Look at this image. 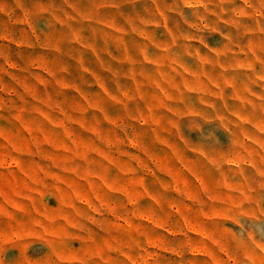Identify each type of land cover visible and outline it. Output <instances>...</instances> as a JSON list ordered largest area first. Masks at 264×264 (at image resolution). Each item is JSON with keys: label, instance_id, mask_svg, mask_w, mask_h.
Here are the masks:
<instances>
[{"label": "rangeland", "instance_id": "rangeland-1", "mask_svg": "<svg viewBox=\"0 0 264 264\" xmlns=\"http://www.w3.org/2000/svg\"><path fill=\"white\" fill-rule=\"evenodd\" d=\"M0 264H264V0H0Z\"/></svg>", "mask_w": 264, "mask_h": 264}]
</instances>
